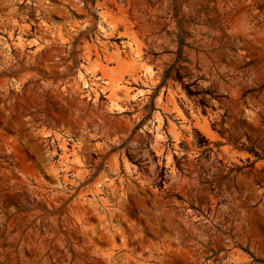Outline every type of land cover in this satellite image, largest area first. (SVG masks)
Listing matches in <instances>:
<instances>
[{
	"label": "rangeland",
	"instance_id": "obj_1",
	"mask_svg": "<svg viewBox=\"0 0 264 264\" xmlns=\"http://www.w3.org/2000/svg\"><path fill=\"white\" fill-rule=\"evenodd\" d=\"M14 21L41 50L0 30V264H264V0H0Z\"/></svg>",
	"mask_w": 264,
	"mask_h": 264
},
{
	"label": "bare ground",
	"instance_id": "obj_2",
	"mask_svg": "<svg viewBox=\"0 0 264 264\" xmlns=\"http://www.w3.org/2000/svg\"><path fill=\"white\" fill-rule=\"evenodd\" d=\"M24 18V20H26L25 19V17H23ZM29 27H23V26H21V24L19 23V22H16V21H14L11 25H10V31H8L7 32V29L5 28V27H1L0 26V30L2 31V32H6V34H8V39H10V40H14V32H16L17 30H18V36H17V42H15L16 44H14V50H15V48L16 49H20V50H23V49H26L27 47H30V48H32V47H37L38 48V50H41V48H39V46H40V44H38V46L36 45L37 43H38V41H32V42H29V43H27V40L24 38V36H27L28 35V32H29V29H28ZM7 41V40H6ZM6 41L4 42V44L7 46V49L10 51V50H12V47L11 46H9V44H7L6 43ZM6 58V63L8 62V61H11V57L8 55L7 57H5ZM20 64L18 63V66H19ZM8 67H9V69L12 67V65H8ZM28 70H30V69H28ZM111 94H112V96L113 97H117L118 95H119V92H120V88H119V86L118 85H113V86H111ZM126 92H128L127 90H126ZM3 100L5 101L6 100V95L3 97ZM2 108H0V110L2 111V112H8V114H6V118H5V123H8L9 121H12L13 120V113H15V110H16V103L15 102H10L9 103V105H2L1 106ZM24 124V123H23ZM6 125V124H5ZM17 126V125H16ZM20 126H21V124H20ZM5 127V126H4ZM23 125H22V129H20L19 130V133L20 134H23L22 133V130H23ZM5 132H8V129L5 131ZM0 133H2V132H0ZM5 134V133H4ZM4 134H1L0 136L3 138V139H5L6 137H4ZM18 134V133H17ZM27 134H29V133H24L23 135H21V137L23 138V143H24V145L25 146H28L29 145V139H27L26 138V136H27ZM33 134V133H32ZM32 134L30 135H28V137L29 136H31L32 137ZM33 135H35V134H33ZM6 136V135H5ZM9 136V135H8ZM31 137H30V139H31ZM12 138V137H11ZM14 139H16L15 141L13 140V139H11V140H13L12 142H13V144L16 142L17 143V138H16V136H14L13 137ZM33 138V137H32ZM35 138H36V136H35ZM8 139H9V137H8ZM6 140V139H5ZM19 140V139H18ZM58 141H59V149L62 151V155H61V157H60V163H59V165H68V164H72L74 161H72L71 159H73L74 157L76 158V154L78 153L75 149H73V151L72 152H69L68 151V143H67V140H60V139H57ZM7 141H10V139L9 140H7ZM37 141V140H36ZM7 143H9V142H7ZM15 143V144H16ZM21 143H22V141H21ZM15 144H14V146H15ZM36 144V143H35ZM31 145V144H30ZM33 145V144H32ZM36 146H38V143H37V145ZM32 147H34V146H32ZM35 148L36 147H34L33 149L35 150ZM25 149V148H24ZM37 149H38V147H37ZM27 150V149H26ZM25 150V151H26ZM39 151V150H38ZM37 151V152H38ZM53 153H56V150H54V152ZM53 156H55V154L53 155ZM80 156V155H79ZM86 157V156H85ZM74 158V159H75ZM77 158H78V156H77ZM76 158V159H77ZM81 158V157H80ZM82 160H84L83 158H81ZM70 162H72V163H70ZM75 163L76 164H72L73 166H74V168L75 167H85V163L84 162H79V159L78 160H76L75 161ZM78 163V164H77ZM80 177H82V178H84V175H85V172H81V173H79L78 174ZM128 195H129V193H127L126 191H124L123 192V194H122V196H123V198H127L128 197ZM124 202H125V200H124ZM124 202H122L121 204H120V208H119V212H118V216L119 217H121V218H123V217H125L126 218V213H124L123 212V204H125ZM120 225H123V223H120ZM132 227H134V226H132ZM132 230V229H131ZM133 231H135V230H133ZM125 233H130V231H129V229H127V228H124V232H123V234H125ZM136 233H137V231H136ZM139 233V232H138ZM139 235H143V231H142V233H140ZM124 244H125V246H127V243H126V241H124ZM128 245H130V244H128Z\"/></svg>",
	"mask_w": 264,
	"mask_h": 264
},
{
	"label": "trees",
	"instance_id": "obj_3",
	"mask_svg": "<svg viewBox=\"0 0 264 264\" xmlns=\"http://www.w3.org/2000/svg\"><path fill=\"white\" fill-rule=\"evenodd\" d=\"M250 153L253 154L257 159H260L258 153H256L254 150H251Z\"/></svg>",
	"mask_w": 264,
	"mask_h": 264
}]
</instances>
